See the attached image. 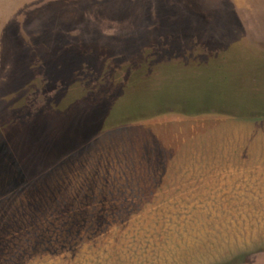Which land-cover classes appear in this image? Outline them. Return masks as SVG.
<instances>
[{
	"label": "rangeland",
	"instance_id": "rangeland-1",
	"mask_svg": "<svg viewBox=\"0 0 264 264\" xmlns=\"http://www.w3.org/2000/svg\"><path fill=\"white\" fill-rule=\"evenodd\" d=\"M0 264H264V0H0Z\"/></svg>",
	"mask_w": 264,
	"mask_h": 264
}]
</instances>
